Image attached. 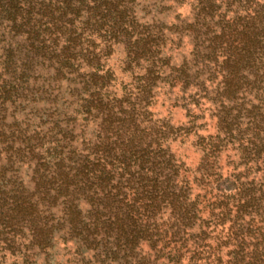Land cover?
Instances as JSON below:
<instances>
[{
  "label": "trees",
  "instance_id": "1",
  "mask_svg": "<svg viewBox=\"0 0 264 264\" xmlns=\"http://www.w3.org/2000/svg\"><path fill=\"white\" fill-rule=\"evenodd\" d=\"M139 1L0 0V264H264V0Z\"/></svg>",
  "mask_w": 264,
  "mask_h": 264
},
{
  "label": "rangeland",
  "instance_id": "2",
  "mask_svg": "<svg viewBox=\"0 0 264 264\" xmlns=\"http://www.w3.org/2000/svg\"><path fill=\"white\" fill-rule=\"evenodd\" d=\"M144 0H140L139 3H143ZM141 4H140V8H141ZM179 12L182 14V17H184V15L187 12V8H185L184 6L179 10ZM148 20V18H146V21ZM188 53V49H185V54ZM182 53V58H188V55ZM179 59V58H178ZM110 65H112V67L114 68L115 72H116V76L122 77V73H121V67H122V52L121 49L117 50L114 52V55L112 57V59H110L109 62ZM162 98H160L159 102H157L156 105H154L153 108V113L156 115L157 118H166V117H170L173 122L175 123H183L186 120V111L184 110V108L180 107L181 102L178 104L177 107H173L170 108V106H168V104H162ZM210 107V104L208 103L207 105L203 106L204 110L206 109V111L202 112L203 114V121L201 123H199L200 125H202V132H204V134L207 133H212L213 132V124L212 121L209 120V114L211 113V110H208ZM181 153L184 156V161L188 166H194L197 161H198V155L196 154V152L194 151L193 148L191 147H185L182 150H180ZM222 162H224V160H222ZM226 170V169H225ZM38 253V252H37ZM39 255V253H38ZM9 262L7 264H9L12 259L8 260Z\"/></svg>",
  "mask_w": 264,
  "mask_h": 264
}]
</instances>
